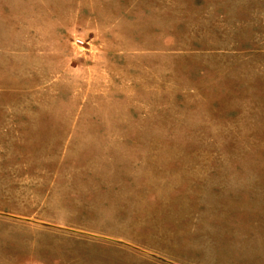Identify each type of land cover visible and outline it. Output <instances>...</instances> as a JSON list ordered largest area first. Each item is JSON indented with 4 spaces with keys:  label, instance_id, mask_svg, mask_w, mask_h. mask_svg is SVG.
<instances>
[{
    "label": "rangeland",
    "instance_id": "1",
    "mask_svg": "<svg viewBox=\"0 0 264 264\" xmlns=\"http://www.w3.org/2000/svg\"><path fill=\"white\" fill-rule=\"evenodd\" d=\"M0 264H264V0H0Z\"/></svg>",
    "mask_w": 264,
    "mask_h": 264
},
{
    "label": "built area",
    "instance_id": "2",
    "mask_svg": "<svg viewBox=\"0 0 264 264\" xmlns=\"http://www.w3.org/2000/svg\"><path fill=\"white\" fill-rule=\"evenodd\" d=\"M75 42H76L77 44H79V45H81V44L83 43V41L80 40V39H76Z\"/></svg>",
    "mask_w": 264,
    "mask_h": 264
}]
</instances>
